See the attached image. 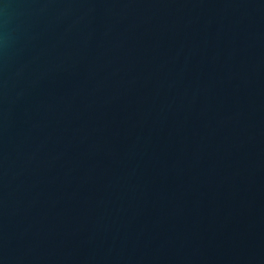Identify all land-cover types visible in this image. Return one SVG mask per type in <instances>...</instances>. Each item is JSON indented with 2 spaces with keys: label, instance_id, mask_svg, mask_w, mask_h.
Here are the masks:
<instances>
[{
  "label": "water",
  "instance_id": "water-1",
  "mask_svg": "<svg viewBox=\"0 0 264 264\" xmlns=\"http://www.w3.org/2000/svg\"><path fill=\"white\" fill-rule=\"evenodd\" d=\"M0 264H264V0H0Z\"/></svg>",
  "mask_w": 264,
  "mask_h": 264
}]
</instances>
